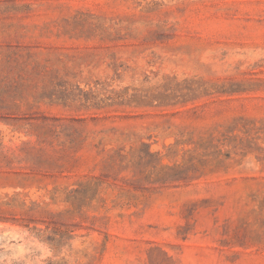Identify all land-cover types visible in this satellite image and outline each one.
<instances>
[{"label":"rangeland","instance_id":"obj_1","mask_svg":"<svg viewBox=\"0 0 264 264\" xmlns=\"http://www.w3.org/2000/svg\"><path fill=\"white\" fill-rule=\"evenodd\" d=\"M0 264H264V0H0Z\"/></svg>","mask_w":264,"mask_h":264}]
</instances>
